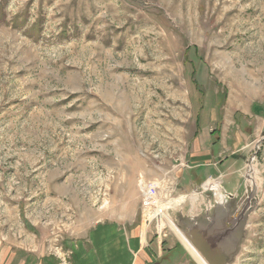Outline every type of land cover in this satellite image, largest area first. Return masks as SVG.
<instances>
[{
    "label": "rangeland",
    "instance_id": "obj_1",
    "mask_svg": "<svg viewBox=\"0 0 264 264\" xmlns=\"http://www.w3.org/2000/svg\"><path fill=\"white\" fill-rule=\"evenodd\" d=\"M257 100L264 0H0V264H74L97 221L184 244L179 217H202L201 183L221 185L192 164L211 135L207 162L225 155L219 128L240 130ZM262 177L231 264H264ZM158 207L175 224L142 221Z\"/></svg>",
    "mask_w": 264,
    "mask_h": 264
},
{
    "label": "crops",
    "instance_id": "obj_2",
    "mask_svg": "<svg viewBox=\"0 0 264 264\" xmlns=\"http://www.w3.org/2000/svg\"><path fill=\"white\" fill-rule=\"evenodd\" d=\"M260 101L257 100L254 106L251 107L249 104L241 110L244 114L242 113L240 118H244L245 122L240 128L241 131L238 130L235 118L230 120L224 127L219 128L221 130V138L222 133H226L230 135V140L227 141L229 146L224 145L222 147L223 152H226V154L213 164L206 160L212 154L211 151L214 147L211 135V145L206 146L202 159L191 166L196 178L199 177V180H203L206 174L214 175L221 181L226 176L236 175L241 177L249 155V151L245 146L257 134L264 133V106ZM251 109L256 112V125L253 133L245 135L252 120V117H249ZM259 114L262 115V118L258 117ZM240 118H236L238 123L241 121ZM199 133H201L200 130ZM262 153L264 155V149ZM260 166L261 169L258 170L261 172L264 169V158L261 160ZM217 172L219 173L218 175ZM118 225L116 223L97 221L88 230L84 238L78 240L76 244H72L74 264H199L184 244L177 239H167L163 243L160 237L155 238L154 236L151 239L138 240L135 232L134 234L124 232ZM42 261L47 264L49 260L44 258ZM39 264L43 263L40 262Z\"/></svg>",
    "mask_w": 264,
    "mask_h": 264
},
{
    "label": "water",
    "instance_id": "obj_3",
    "mask_svg": "<svg viewBox=\"0 0 264 264\" xmlns=\"http://www.w3.org/2000/svg\"><path fill=\"white\" fill-rule=\"evenodd\" d=\"M263 141L264 137L258 140L253 139L245 146L249 155L241 173V186H238L235 191L226 190L223 187V181H221L218 192L212 188L203 189L213 192L214 204L210 203L208 207H205L202 217L185 218L180 216L178 219L179 227H176L183 231L185 237L207 264H231L239 250L245 235L246 212L248 211L249 214L252 206V200L249 199V189L251 187L252 190L255 189L257 186L255 177L264 173V169L261 172L258 170L259 163L264 158L262 155ZM248 183L251 185L248 186ZM218 193L223 196V201H218ZM239 195L247 197L245 204L239 205L235 201ZM166 215L169 217L168 213Z\"/></svg>",
    "mask_w": 264,
    "mask_h": 264
},
{
    "label": "bare ground",
    "instance_id": "obj_4",
    "mask_svg": "<svg viewBox=\"0 0 264 264\" xmlns=\"http://www.w3.org/2000/svg\"><path fill=\"white\" fill-rule=\"evenodd\" d=\"M223 196L220 195L219 198H218V201H223ZM165 218L169 221V218L168 216L166 215L165 213ZM171 221V220H170ZM172 222V221H171ZM176 227V225H175ZM177 228V232L180 236V238L182 239V241L184 242V245L185 247L191 252V254L193 255V257L198 261L199 264H207L204 259L201 257V255L197 252V250L192 246V244L190 243V241L185 237L183 231L176 227Z\"/></svg>",
    "mask_w": 264,
    "mask_h": 264
},
{
    "label": "built area",
    "instance_id": "obj_5",
    "mask_svg": "<svg viewBox=\"0 0 264 264\" xmlns=\"http://www.w3.org/2000/svg\"><path fill=\"white\" fill-rule=\"evenodd\" d=\"M264 137V136H260L258 138H256L255 140H258L259 138ZM264 142V141H263ZM210 182H213V180L211 181L210 179H207ZM206 180V181H207ZM206 189V188H205ZM209 189V188H207ZM145 194V193H144ZM144 213H142V221L146 224L149 225L150 222L154 219V216H158L161 214H164V208L162 207H158V208H153L152 210H149L148 208H146L145 211H143ZM151 214V215H150ZM149 216H151V218H149ZM162 221H159V223L161 224V226L163 225V223H161Z\"/></svg>",
    "mask_w": 264,
    "mask_h": 264
}]
</instances>
